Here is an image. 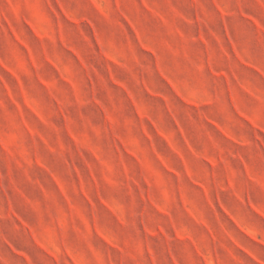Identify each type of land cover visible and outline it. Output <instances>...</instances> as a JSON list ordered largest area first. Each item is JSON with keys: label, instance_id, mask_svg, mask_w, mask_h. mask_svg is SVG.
Here are the masks:
<instances>
[{"label": "clouds", "instance_id": "9594fccd", "mask_svg": "<svg viewBox=\"0 0 264 264\" xmlns=\"http://www.w3.org/2000/svg\"><path fill=\"white\" fill-rule=\"evenodd\" d=\"M0 264H264V0H0Z\"/></svg>", "mask_w": 264, "mask_h": 264}]
</instances>
